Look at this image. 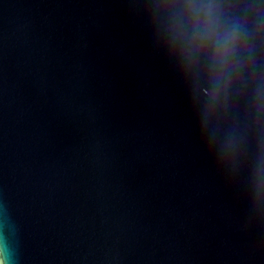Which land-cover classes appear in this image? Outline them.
I'll use <instances>...</instances> for the list:
<instances>
[{"label": "water", "instance_id": "obj_1", "mask_svg": "<svg viewBox=\"0 0 264 264\" xmlns=\"http://www.w3.org/2000/svg\"><path fill=\"white\" fill-rule=\"evenodd\" d=\"M0 239L264 264V0H0Z\"/></svg>", "mask_w": 264, "mask_h": 264}, {"label": "clouds", "instance_id": "obj_2", "mask_svg": "<svg viewBox=\"0 0 264 264\" xmlns=\"http://www.w3.org/2000/svg\"><path fill=\"white\" fill-rule=\"evenodd\" d=\"M225 44L234 47V42L230 38H226ZM0 264H15L12 249L2 239H0Z\"/></svg>", "mask_w": 264, "mask_h": 264}]
</instances>
